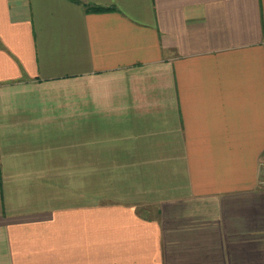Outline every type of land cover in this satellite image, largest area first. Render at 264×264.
<instances>
[{"label": "crops", "instance_id": "1", "mask_svg": "<svg viewBox=\"0 0 264 264\" xmlns=\"http://www.w3.org/2000/svg\"><path fill=\"white\" fill-rule=\"evenodd\" d=\"M0 264H264V0H0Z\"/></svg>", "mask_w": 264, "mask_h": 264}, {"label": "trees", "instance_id": "2", "mask_svg": "<svg viewBox=\"0 0 264 264\" xmlns=\"http://www.w3.org/2000/svg\"><path fill=\"white\" fill-rule=\"evenodd\" d=\"M86 9H87L88 11L100 12V11H104V10H110V9H113V7H103V6H98V5L89 4V5H86Z\"/></svg>", "mask_w": 264, "mask_h": 264}]
</instances>
